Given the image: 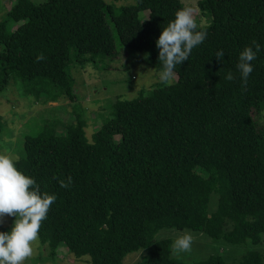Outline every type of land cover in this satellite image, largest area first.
<instances>
[{
  "label": "trees",
  "instance_id": "1",
  "mask_svg": "<svg viewBox=\"0 0 264 264\" xmlns=\"http://www.w3.org/2000/svg\"><path fill=\"white\" fill-rule=\"evenodd\" d=\"M9 1L0 20V91L17 78L23 93L43 103L72 101L74 117L44 118L17 156V168L57 196L39 231L49 257L65 247L74 260L123 264L127 253L143 249L142 264H264V126L253 116L264 110V0H197L208 36L177 66L171 86L157 82L138 96L115 97L90 138L70 67L116 55L119 44L161 71L155 41L186 6ZM253 41L262 51L244 85L236 65ZM229 71L233 81L225 79ZM164 228L204 233L222 252L244 251L230 261L220 250L186 260L172 251L174 238L157 236Z\"/></svg>",
  "mask_w": 264,
  "mask_h": 264
},
{
  "label": "rangeland",
  "instance_id": "2",
  "mask_svg": "<svg viewBox=\"0 0 264 264\" xmlns=\"http://www.w3.org/2000/svg\"><path fill=\"white\" fill-rule=\"evenodd\" d=\"M36 2L42 0H33ZM135 0H118L116 4H132ZM186 8L191 9L198 22H207V18L199 14L197 0H181ZM9 0H0V20L9 8ZM15 27V25H14ZM116 55L97 56L94 60L87 62L83 67L78 64L72 65L69 74L73 78L74 91L85 111L86 126L85 133L88 138L95 127L109 115L107 106L113 102L115 97L132 98L140 94V90L149 88L151 84L159 82L160 71L155 70L142 61V53L131 50L125 46L116 45ZM174 78H176L174 76ZM22 83L17 78H11L8 85L0 91V152H8L19 156L24 136L36 133L42 126L44 118H58L61 121H70L74 116L72 106L67 98L43 103L30 93H23ZM77 101V99H75ZM56 109L55 114H50L51 108ZM45 109V110H44ZM79 109V108H78ZM54 117H51L53 116ZM82 115V116H83ZM257 125L264 126V110L253 114ZM104 117V118H103ZM103 118V119H102ZM73 121H75L73 119ZM118 136H116V139ZM9 147H8V146ZM14 217L5 214L0 218L1 226L12 225ZM184 233L192 236V245L189 251L181 253L186 260L205 259L211 254L222 252L220 241H214L208 235L191 229L176 230L164 228L157 236L169 235L174 240ZM226 250V252H225ZM219 251V252H220ZM244 251L242 246H226L222 252L226 260H232L233 256H239ZM145 251L142 249L127 253L123 258V264H142ZM195 258V259H193ZM73 256L67 253L65 247H61L55 257L51 259L47 248L39 240L34 246L33 257L27 259L25 264H91L88 257L80 260H72ZM192 259V260H191Z\"/></svg>",
  "mask_w": 264,
  "mask_h": 264
},
{
  "label": "clouds",
  "instance_id": "3",
  "mask_svg": "<svg viewBox=\"0 0 264 264\" xmlns=\"http://www.w3.org/2000/svg\"><path fill=\"white\" fill-rule=\"evenodd\" d=\"M208 27L210 25L205 22H197L191 9L180 8L176 11L155 41L162 64L159 83L171 86L177 66L188 61L192 50L206 40ZM261 51L262 45L253 41L251 46H245L239 53L236 68L244 85ZM224 55L225 52L219 50L215 57L222 62ZM37 59L44 57L40 55ZM225 79L233 81V72L226 73ZM17 163V156L0 152V218L5 214L14 217L11 227L7 231H0V264H25L27 259L33 257L42 222L47 219L51 206L57 200L55 193L42 191L31 175L17 168ZM58 182L61 188H67L72 178L69 176ZM191 245L192 236L184 233L173 241L171 247L174 253L179 254L189 251Z\"/></svg>",
  "mask_w": 264,
  "mask_h": 264
}]
</instances>
